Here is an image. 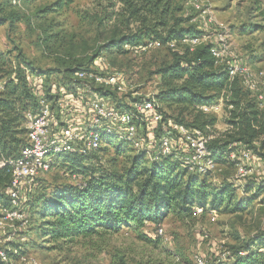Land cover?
Listing matches in <instances>:
<instances>
[{
    "label": "trees",
    "instance_id": "obj_1",
    "mask_svg": "<svg viewBox=\"0 0 264 264\" xmlns=\"http://www.w3.org/2000/svg\"><path fill=\"white\" fill-rule=\"evenodd\" d=\"M105 1L112 10L98 21L110 22L111 29L91 61L104 51L127 53L125 46L131 50L149 43L165 46L171 60L154 73L160 78L155 99L161 104L164 120L212 136L206 147L215 162H231L227 154L234 146L252 151L264 161V109L238 79H230L226 66L212 55V45L191 49L183 44L200 38L202 31L180 15L182 6L175 0ZM55 5L60 10L65 3L59 0ZM19 20L17 12L0 5V26L8 25L11 30ZM14 52L12 55L0 49V160L5 162L19 157L26 145L25 114L37 112L40 97H49L51 88L47 76L51 71L36 69L20 49ZM57 62L65 68L62 83L71 80L77 71L89 69L67 60ZM219 100L224 105L227 126L221 133L215 130L216 118L200 110ZM97 154H64L57 158L55 165H61L71 176L81 177V182L51 189L41 185L35 193H29L26 227L16 233V241L0 247L6 256L5 261L0 258V264H14L25 255L30 225L38 240L55 249L79 240L102 239L123 228L140 230L148 223L157 231L167 215L191 220L197 208L203 214L208 208L235 213L249 204L247 200L238 201L234 184L223 182L215 187L207 175L188 172L182 162L170 156L148 161L144 154H134L126 167L117 170L113 160L107 167ZM10 184L9 166L0 168V204L4 207L10 205ZM252 190L253 186H247L244 193ZM260 190L262 187L256 192ZM257 246L250 241L233 248L230 261L211 264H264V243Z\"/></svg>",
    "mask_w": 264,
    "mask_h": 264
},
{
    "label": "rangeland",
    "instance_id": "obj_2",
    "mask_svg": "<svg viewBox=\"0 0 264 264\" xmlns=\"http://www.w3.org/2000/svg\"><path fill=\"white\" fill-rule=\"evenodd\" d=\"M58 1L0 0V5L20 16L11 30L8 25L0 26V49L13 52L12 55L15 48L20 49L36 69L51 71L47 75L51 84L60 83L63 77L65 68L57 61L67 60L72 65H87L89 69L123 72L132 93L139 95L135 98H148L158 93L160 78L154 73L171 60L165 46L125 48L129 50L127 53L104 51L91 61L98 45L109 36L111 29L110 22L102 24L98 20L112 8L105 0H61L65 5L58 10L54 7ZM175 1L182 6L180 15L189 20L188 24L202 31V36L197 38L200 45L210 44L219 49L222 53L220 63L224 66L239 63L248 67L256 85V89L247 90L248 93L256 99L259 95L264 98V29L261 28L264 26V0ZM183 44L189 45V42ZM132 93L127 92L123 97L131 99ZM212 107L207 114L216 118L215 130L221 133L226 117L223 102L219 100ZM261 108L264 109V104ZM171 133L175 136L173 151L177 157L173 159H185L190 154V147L172 130ZM154 140L149 151L147 149L148 161L156 160L154 154L158 139L154 137ZM97 155L103 165L110 167L109 162L113 160L115 168L121 170L134 153L125 143L111 139L105 141ZM242 164L250 172L246 177H239L234 165L228 161L215 162L207 174L208 182L215 187L223 182L235 185L238 201L249 202L242 212L208 208L204 214L195 213L191 220L167 215L159 225L163 231L161 235H157L156 227L148 223L140 230L123 228L102 239L79 240L74 245L55 249H49L50 244L38 240L30 225L26 230L28 248L20 261L14 264H196V258L205 264L226 263L232 257L223 260V253H233V248L250 241H254L255 248L264 243V161L252 152V160L242 161ZM81 180L54 162L48 172L23 185L24 198L16 209L23 215L27 214L29 193H35L41 185L51 189L64 184H78ZM247 186H253L254 190L244 193ZM258 187H262L259 193L256 192ZM14 226H17L16 222ZM7 234V228L0 229V247L4 245ZM13 236L12 240L16 241V236Z\"/></svg>",
    "mask_w": 264,
    "mask_h": 264
},
{
    "label": "built area",
    "instance_id": "obj_3",
    "mask_svg": "<svg viewBox=\"0 0 264 264\" xmlns=\"http://www.w3.org/2000/svg\"><path fill=\"white\" fill-rule=\"evenodd\" d=\"M187 41L191 49L200 45L197 38ZM146 46L159 44L149 43ZM211 53L220 63L221 51L213 46ZM100 62L101 59L98 60ZM226 70L230 79H238L244 89H256L248 67L234 63L226 66ZM127 82L128 79L120 71L104 72L92 68L80 70L67 82L51 84L49 97H40L37 112L25 114L26 145L17 159L8 162L0 160V168L9 166L11 174L8 190L10 205L4 207L0 204V229H8L4 243L12 241L13 235L16 236L18 230L24 229L27 224L25 215L16 209L24 198L23 185L48 172L61 155L87 156L98 153L105 141L115 139L125 143L134 154L146 156L156 137L158 145L155 159L176 157L172 130L177 138L190 147V154L185 159L178 158L188 172L205 176L213 169L215 160L206 147L212 136H206L198 129L165 121L161 104L155 99V95L135 98L139 95L132 93V87ZM37 90H42L41 82L38 83ZM127 92L132 93L131 99L123 97ZM256 100L262 107L264 98L259 95ZM213 108L202 106L200 110L207 114ZM239 149L236 146L230 148L227 157L239 177H246L250 172L243 167L242 161L252 160V151ZM200 212L197 208L196 213ZM15 222L17 226H14ZM162 232L159 228L156 234L161 235ZM0 258L6 260L3 250H0ZM221 258L227 260L230 255L226 252ZM195 263L205 264L200 258H196Z\"/></svg>",
    "mask_w": 264,
    "mask_h": 264
},
{
    "label": "crops",
    "instance_id": "obj_4",
    "mask_svg": "<svg viewBox=\"0 0 264 264\" xmlns=\"http://www.w3.org/2000/svg\"><path fill=\"white\" fill-rule=\"evenodd\" d=\"M224 126H225V127H224V129H223V131H222V132H224V131L226 130V128H227L226 124H225Z\"/></svg>",
    "mask_w": 264,
    "mask_h": 264
}]
</instances>
